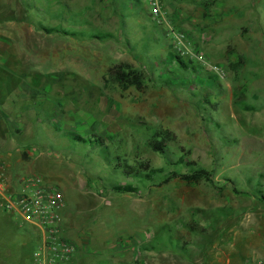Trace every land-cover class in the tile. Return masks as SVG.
Instances as JSON below:
<instances>
[{"label":"rangeland","instance_id":"rangeland-1","mask_svg":"<svg viewBox=\"0 0 264 264\" xmlns=\"http://www.w3.org/2000/svg\"><path fill=\"white\" fill-rule=\"evenodd\" d=\"M18 2L31 40L0 61V161L63 192L71 264L264 259V0H157L160 17L148 0ZM120 65L140 88L111 78ZM196 168L213 182L172 176ZM38 242L0 199V264Z\"/></svg>","mask_w":264,"mask_h":264},{"label":"built area","instance_id":"built-area-1","mask_svg":"<svg viewBox=\"0 0 264 264\" xmlns=\"http://www.w3.org/2000/svg\"><path fill=\"white\" fill-rule=\"evenodd\" d=\"M155 17L161 16L157 0H148ZM181 34H177L180 37ZM0 199L4 210L20 215L37 232L39 242L31 264H71L76 252L74 243L65 236L62 212L65 197L38 175L8 181L0 177ZM255 264H264L258 259Z\"/></svg>","mask_w":264,"mask_h":264},{"label":"crops","instance_id":"crops-1","mask_svg":"<svg viewBox=\"0 0 264 264\" xmlns=\"http://www.w3.org/2000/svg\"><path fill=\"white\" fill-rule=\"evenodd\" d=\"M19 10H20V6H19L18 0H0V14L4 13L6 15V17L3 16V19L5 20L4 23H1L0 21V61L1 62L9 60V58L15 55L14 53L10 52L11 51L10 49L13 48L14 46L18 47L19 49V52H17L18 55H20L21 53L27 54L25 52H28V47L30 46L29 41L31 39H28V35L26 34V32L28 33L30 26L28 23H26L27 21L26 17L22 20L20 19ZM31 30L33 32L32 28ZM5 56H7V58H4ZM26 58H27L26 59L27 61L28 60L27 55H26ZM24 64L26 63L23 60L22 65ZM16 74H17L16 78L21 79V80H25L26 78L29 77L28 70H26V72H20ZM22 74H26L28 76H25ZM6 76H9V77L12 76L13 79L15 78L13 75H9V74H6ZM18 100H22L24 102L25 98L22 97V95H20ZM0 106H1L0 110L4 112L5 110L4 107H2L1 104ZM10 157L11 155L9 154L8 159H10ZM0 162H1L0 163V175L2 177H5V179H7L8 181L16 180L18 177L21 176L20 173L24 172L23 168H18L17 162L16 160H13V157H11V160L9 162L7 160L6 161L3 160ZM17 171L19 173H16ZM24 174L27 175L26 172H24ZM31 261H32V256H31V260L29 264H31ZM17 263L21 264V260L20 259L17 260Z\"/></svg>","mask_w":264,"mask_h":264},{"label":"trees","instance_id":"trees-1","mask_svg":"<svg viewBox=\"0 0 264 264\" xmlns=\"http://www.w3.org/2000/svg\"><path fill=\"white\" fill-rule=\"evenodd\" d=\"M110 76L115 82L119 83L123 88H128L130 86H134L135 88H140L143 84L142 80V74L138 71H135L133 69H130L128 66H117L110 70ZM70 137L72 141L74 142H83L86 143L87 140L81 138L79 135H76L75 133H70ZM93 140L90 142L94 143V145L103 146L102 139L98 136H93ZM150 148H152L153 151L160 153L161 155L166 154V147L161 141L153 140L149 142ZM184 160L180 159V164H184ZM159 171L152 170L151 173H157ZM172 176H176L182 181L188 183V184H197L201 181H206L209 183H212V174L203 168H196L192 169L189 173L186 174H178L173 173ZM119 191L123 190L125 192L132 191V187H118ZM260 199L264 202V196H261Z\"/></svg>","mask_w":264,"mask_h":264}]
</instances>
